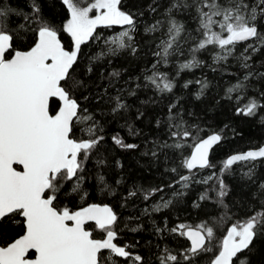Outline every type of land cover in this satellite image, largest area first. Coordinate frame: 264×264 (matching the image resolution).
<instances>
[{
    "label": "snow or ice",
    "instance_id": "1",
    "mask_svg": "<svg viewBox=\"0 0 264 264\" xmlns=\"http://www.w3.org/2000/svg\"><path fill=\"white\" fill-rule=\"evenodd\" d=\"M61 3L66 8L67 19L62 26H57L45 18L37 0H28L30 12L0 0V234L9 224H18L24 229L20 238L0 246V264H121L129 258L135 264H144L143 257L132 256L128 246L116 242L118 216L111 207L90 205L72 212L54 205L57 194L69 181L72 185L68 194L80 192L85 163L103 148L104 137L98 134L103 129L72 96V91L83 83L72 75L74 65L82 55L81 46L100 39L98 28L119 26L121 31L104 39L106 50L102 49L90 60L94 62L121 51L135 56L139 50L135 38L137 13L121 10V0H61ZM156 3L157 0H152L148 6L151 13L157 12V7H153ZM160 15L164 18L144 27L145 35L159 34L151 36L155 43V50L149 49L155 58L151 69L143 74L142 83L137 77L134 87L117 90V95L111 98L115 102L114 113L129 107L122 102L124 91L130 96H135L137 89L148 88L156 95L173 93L181 72L204 66L197 54L210 47L214 65L234 57L244 70L243 78L225 91V98L229 100L236 94V114L254 117L264 108L261 102L264 92L260 93L261 99L249 97L246 103L240 104L249 87L246 82L264 77V72L255 71L252 64V57L264 48V0H167ZM187 21L195 23L193 30L187 28ZM60 33H67L74 50H66ZM29 41L27 50H21ZM241 44L245 46L239 51L237 46ZM186 50L191 59L182 63L177 61L172 78L167 72L160 71V67L183 56ZM234 53L237 54L234 56ZM209 67L217 71L215 67ZM92 70L88 68L89 73ZM120 75L118 71L109 73L110 86ZM191 83L193 81H186L183 87L188 88ZM195 83L201 85L197 94L199 99L208 83L206 80ZM147 102L150 101H142ZM141 116L143 112L138 111L137 119ZM260 120L264 123V116ZM156 123L159 127L161 121ZM166 123L168 139L157 142L151 151L153 158H158V150L179 151L184 147L182 141L190 137L196 139L194 151L179 165L187 169L189 175L181 174L177 167L166 169L179 177L167 187L174 189L172 197H180L185 195L183 189L189 188L191 183H208V178L194 180L191 173L194 169L214 167L209 160L210 151L222 136L213 133L200 138L202 129L188 125L182 119L177 103H169ZM77 124L83 127L78 128ZM128 127L130 135L139 134L131 125ZM77 132L82 136L77 138ZM112 141L122 149L139 147L125 143L119 133ZM241 162L247 168L242 171V178L255 183L257 162L264 164V145L229 156L222 162L220 176L231 174L233 166ZM103 163L102 159L97 161L98 165ZM14 165L21 166L22 170H17ZM98 179L104 183L102 176ZM217 179L218 203L222 204L227 185L223 179ZM177 184L180 189L175 188ZM164 192L163 185L148 189L136 186L125 199L139 195L147 202ZM252 198H259V209L242 223L230 227L222 241L216 244H213L216 239L214 226L205 223L195 227L178 224L168 229L167 223L164 228L155 227L158 234L167 230L190 242L179 255L165 247L157 256L159 264H199L204 254L212 253L214 248L217 251L209 264H248L247 252L252 251L256 239L264 236V182L259 184V191L252 193ZM200 199H210L208 190ZM172 205L173 199L159 195V202L151 211H161ZM195 206L199 207L198 204ZM249 211H252L251 207ZM143 214L149 215V208H144ZM89 222L105 234L103 239H95L93 232L86 229ZM130 230L135 232L138 228ZM30 252L32 256H29Z\"/></svg>",
    "mask_w": 264,
    "mask_h": 264
},
{
    "label": "trees",
    "instance_id": "2",
    "mask_svg": "<svg viewBox=\"0 0 264 264\" xmlns=\"http://www.w3.org/2000/svg\"><path fill=\"white\" fill-rule=\"evenodd\" d=\"M7 2L11 7L30 12L28 0H7ZM37 3L40 4L45 18L57 26H62L66 22V8L62 6L61 0H37ZM150 4L152 0H121V10L137 13L135 38L139 50L135 56L121 51L117 55L107 56L94 62L90 60L102 49L106 50L104 39L117 32L120 29L119 26L97 29L100 39L90 40L81 46L82 55L78 58L77 65H74L75 71L72 75L83 83L82 86L72 91V96L81 108H86L88 113L93 115L103 129L102 132H98L104 137L103 148L85 163L80 192L68 194L72 185V181H69L57 194L54 205L60 210L68 208L71 211L94 203L110 205L118 216L116 242L128 246L127 250L132 256L143 257L144 264H159L157 256L165 247L174 250V253L179 255V252L183 251L184 247L190 246V243L178 233L165 230L158 234L155 227L164 228L165 223L168 229L178 224L195 227L205 223L214 226L216 239L213 244H216L222 241L231 226L242 223L252 215V212L259 209V198L253 199L252 193L259 191V184L264 182V164L257 162L255 183L242 178L243 163L234 165L231 174L225 173L220 176V169L222 162L230 155L258 148L264 144V123L260 120V117L264 116V108L258 110V114L254 117L236 114L238 107L235 101L236 94L234 93V98L229 100L225 98V91L228 86L243 78L244 70L240 69L234 57H230L227 62L214 65L212 60L214 53L210 47L197 54L198 59L204 61V66L181 72L175 81L176 87L173 93L156 95L151 88H148L137 89L136 95L130 96L127 91H124L122 102L129 107L126 111L120 110L114 113L112 109L115 102L111 98L117 95V90L134 87L138 82L137 77L142 83L143 74L151 69L155 60L149 49L155 50V43L151 36L159 34L145 35L144 27L146 24L154 23L156 19L164 18L160 13L167 6V0H157V3L153 4V7L158 9L156 13L149 11ZM140 12H143L142 16L139 15ZM187 28L190 31L193 30L195 23L187 21ZM60 38L66 49L73 48L71 38L67 33H60ZM30 43L31 41L24 43L21 50H27ZM245 44L238 45L237 49L242 51ZM187 47L185 45V49ZM236 54L234 53V56ZM189 59L191 56L186 50L183 56L173 58L167 66L160 67V71L167 72L169 78H172L178 66L177 61L182 63ZM252 64L255 71L264 72V48L252 57ZM210 65L217 71H212ZM89 67L93 69L91 73L88 72ZM113 71H118L121 75L118 80L114 79L110 86L108 76ZM130 77L131 80H129ZM189 80L193 83L188 88H184V83ZM198 80H206L208 83V87L199 99H197V94L200 92L201 85L195 83ZM246 83L249 87L245 98L240 101L241 105L246 103L249 97L261 99L260 93L264 92V77H255ZM142 101L150 102L142 103ZM261 102L264 103V99H261ZM169 103H177V110L182 113V119L188 125H196L202 129L199 133L200 138L213 133H220L222 136L219 145L211 152L210 163L214 167L196 169L191 173L194 180H203L207 178L206 176H211L208 183L193 182L189 188L183 189L185 195L180 197H172L174 189L167 187L179 177L166 169L177 167L181 174L189 175L188 170L179 165L184 158L190 156L196 139L190 137L182 141L184 147L179 151L158 150V158H153L151 155L157 142L168 139L166 122ZM138 111L143 112L140 119H137ZM157 120L161 121L159 127ZM129 125L139 134L130 135ZM77 127L82 128L83 126L77 124ZM117 133L125 143L136 144L139 147L122 149L116 146L112 137ZM81 136L82 133L77 132V138ZM168 142L172 143L171 140ZM145 153L148 154L145 155ZM101 159L104 163L98 165L97 161ZM100 176L104 178V183L99 181ZM217 177L223 179L227 185V195L223 197L222 204L218 203L219 182ZM161 185L165 186V192L157 194L147 202L139 195L125 199L128 197V192L134 190L136 186L148 189ZM175 188L180 189V185L177 184ZM205 190H208L210 199L201 200L200 196ZM159 195H164L165 199H173V205L161 211H151L152 206L159 202ZM196 204L199 207H196ZM146 207L149 208V215L143 214V209ZM250 207L252 211H249ZM87 228L93 232L95 239L104 238L105 234L94 224L87 225ZM131 228H138V230L134 232L130 230ZM23 234L24 229L21 225H7L3 234H0V246L14 242ZM216 251L217 249L214 248L212 253L204 254L199 264H209L210 258L215 255ZM32 255V253L29 254V256ZM247 260L248 264H264V236L254 241L252 251L247 252ZM129 261L133 260L129 258L127 261H121V264H128Z\"/></svg>",
    "mask_w": 264,
    "mask_h": 264
},
{
    "label": "water",
    "instance_id": "3",
    "mask_svg": "<svg viewBox=\"0 0 264 264\" xmlns=\"http://www.w3.org/2000/svg\"><path fill=\"white\" fill-rule=\"evenodd\" d=\"M99 29V28H98ZM250 42V41H249ZM245 43H248V42H245ZM66 50H69V49H66ZM71 50H74V47L72 48V49H70L69 51H71ZM63 83V82H62ZM208 137V136H207ZM207 137H205V138H207ZM220 143V142H219ZM219 143L218 144H216V145H214V147L211 149V151H210V155H209V160H210V156H211V152H212V150L217 146V145H219ZM264 145V144H263ZM262 146V145H261ZM259 148V147H258ZM252 149H256V148H252ZM248 150H250V149H248ZM248 150H246V151H248ZM194 151V148L192 149V152ZM246 151H244V152H246ZM191 152V153H192ZM238 153H242V152H238ZM236 154V153H235ZM233 155V154H232ZM231 156V155H230ZM241 163H243V162H241ZM14 167H16L17 168V170H22V168H21V166H18V165H14ZM194 170H196V169H194ZM193 170V171H194ZM47 195V194H46ZM90 205H98V206H109V207H111L110 205H108V204H98V203H94V204H90ZM90 205H88V206H90ZM88 206H86V207H88ZM83 208H85V207H83ZM83 208H80V209H78V210H75V211H79V210H81V209H83ZM71 211V210H70ZM72 212H74V211H72ZM89 224H94L93 222H89L88 224H86L85 225V227H86V229H88L87 228V225H89ZM232 227V226H231ZM89 230V229H88ZM24 235V234H23ZM226 236V235H225ZM21 237V236H20ZM19 237V238H20ZM18 239V238H17ZM103 239V238H102ZM189 242V241H188ZM190 243V242H189ZM30 253H32V252H30ZM29 253V254H30ZM34 258V257H33Z\"/></svg>",
    "mask_w": 264,
    "mask_h": 264
},
{
    "label": "rangeland",
    "instance_id": "4",
    "mask_svg": "<svg viewBox=\"0 0 264 264\" xmlns=\"http://www.w3.org/2000/svg\"><path fill=\"white\" fill-rule=\"evenodd\" d=\"M122 29L120 28L117 32H119V31H121ZM117 32H115V33H117ZM115 33H113V34H115ZM113 34H111V35H113ZM111 35H109V36H111ZM108 36V37H109ZM243 171H247V168H245V167H243L242 166V168H241ZM208 179L211 177V176H206ZM128 264H134V262L133 261H129V263Z\"/></svg>",
    "mask_w": 264,
    "mask_h": 264
}]
</instances>
